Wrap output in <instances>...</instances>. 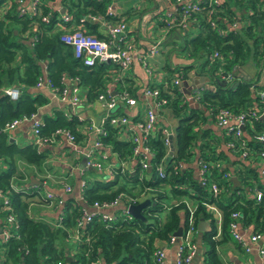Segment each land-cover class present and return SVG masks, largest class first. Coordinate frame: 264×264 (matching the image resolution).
Segmentation results:
<instances>
[{"label": "trees", "instance_id": "1", "mask_svg": "<svg viewBox=\"0 0 264 264\" xmlns=\"http://www.w3.org/2000/svg\"><path fill=\"white\" fill-rule=\"evenodd\" d=\"M48 1L40 0L39 13L28 15L18 13L20 0H0V89L6 86L19 89L13 99L0 91V191L6 198V202L0 200V231L6 229L9 233L7 237L0 234V264H153L154 241H167L179 225L182 231L187 227L185 199L195 206L194 225L199 220H207L209 224L201 235V241L207 244L203 264H219L215 246L232 236L229 227L232 221L248 229L249 235L256 232L262 235L264 182L251 161L257 151L264 148V142L255 138L258 134L264 135V117L246 115L244 118L243 137L251 157L239 160L238 167L233 169L237 184L232 183L227 166L221 163L228 158L216 149L217 138L208 125L215 123V112L219 108L247 112L262 104L249 88V84L258 79L257 70L264 61L260 0H220L209 5L205 0H190L197 9L190 12L187 23L195 30L187 25L167 29L169 33L177 28L174 34L181 38L178 46L190 61L173 65L165 61L161 66L165 73L162 79L144 86L157 91V98L164 100L161 106L175 118L170 145L164 141L166 135L161 128L147 133L142 144L151 154L147 158L148 166L142 168L140 154H133L131 131L120 137V127L126 125H112L107 116L102 124L104 133L96 135L100 148L108 146L118 162L133 158L131 166L114 164L111 177L84 178L80 187L83 205L65 198L52 222L27 214L25 194L12 186L14 178L23 176L16 161L20 159L38 167L45 155L33 143L18 144L9 140L3 128L12 119L36 114L38 106L48 101L45 94L33 90L37 79L45 77L55 92L64 87L65 80L75 79L84 89L86 102H93L102 92L109 95L107 83H112L118 93L125 92L135 99L144 88L133 86L131 72H122L116 62L95 60L92 64H83L73 55L71 46L59 39L70 25L103 37L98 24L84 17L100 16L111 22L125 20L126 16L107 12L110 0H60L69 15L68 20H62L60 11L52 9ZM135 10L130 7L125 13L131 15ZM176 12L179 14L180 7ZM42 16H47L46 20ZM156 20V25L165 26L162 16ZM232 21H238V27H230ZM214 51L221 58L211 57ZM248 64L256 73L251 77L239 75L238 69ZM190 70L207 76L196 99L198 107H190L178 84L172 81L175 75L187 77ZM218 71L229 72L230 79H220ZM125 105L124 101H118L109 114L127 116ZM140 115L141 112L136 111L130 120H137ZM80 123L82 120L76 115L66 116L61 109H54L52 114L40 116L38 131L40 136H50L56 128H64L73 134L77 143ZM226 139L223 134L224 143ZM166 156H169L167 162ZM194 157L196 161L219 162L209 166L210 178L221 189L216 197L199 183L187 164ZM158 166L162 167L161 174ZM255 189L260 190L257 199L253 195ZM141 193L149 199L141 209L143 218H128L119 208L113 211L111 219L94 214L83 225L78 223L83 206L115 199L129 204L141 200ZM206 202L215 204L220 211L218 235H215V218L205 207ZM233 211L238 212L236 218L231 216ZM8 213L14 217L11 225L4 221ZM74 231L78 233L77 239H72ZM234 239L238 245L245 243L243 238ZM66 256L70 257L69 261L65 260Z\"/></svg>", "mask_w": 264, "mask_h": 264}, {"label": "crops", "instance_id": "2", "mask_svg": "<svg viewBox=\"0 0 264 264\" xmlns=\"http://www.w3.org/2000/svg\"><path fill=\"white\" fill-rule=\"evenodd\" d=\"M28 2V0H24ZM128 0H110L109 8L113 14L119 17L125 18L127 30L126 39H132L135 42V58L131 65L122 70L126 72L129 70L132 74L133 86L143 88L147 83L160 81L165 74L161 69L162 64L167 61L170 65L187 63L190 58H186L181 48L178 46L181 38L177 37L174 33L177 32V28L167 33L165 27L158 26L155 24V20L161 17V12L164 10L165 16L166 12L171 10L174 6V1L172 0H135L131 1L130 4ZM48 5L52 9H58L62 11V5L60 0H49ZM133 7L136 10L131 15H127L125 11ZM145 16L142 20L141 17ZM168 19V17H167ZM97 23V22H96ZM97 29L101 35H103V28L97 23ZM158 30L151 33V28H156ZM187 27L192 31L190 23H187ZM152 38V39H151ZM159 38L158 50L156 54L149 55L148 47L150 44ZM144 56L145 61L149 67V71L146 70L144 65L138 59ZM255 69L251 64L238 69L239 75L246 77H251L254 75ZM202 76L201 87L206 83L207 76L194 72L190 70L187 77L180 79L178 86L180 87L183 94L185 92H190L196 88V84L200 82L199 78L195 75ZM196 78V80H195ZM183 82V83H182ZM65 84L69 89L72 82L65 80ZM107 88L109 92L113 95L119 94L117 90L114 89L112 83H107ZM33 90L39 91L45 94L48 101L40 106H38L35 117L38 119L44 113L52 114L54 109H61L66 116L74 114L79 120H82L77 127L80 133L79 141L76 144V148H72L69 143L66 142L63 136L59 135L57 139L52 140L50 143H45L43 145L37 146V149L44 152V159L38 167L27 164L23 160H17V166L22 172L23 176L21 178H14L12 180V186L14 188H19L25 194V200L27 202V214L36 219H44L52 222L60 210L61 204L58 203L57 199L72 198L76 202L81 199L80 196V183L84 180L98 176V177H111L106 173L104 169L99 170L93 166H85V161L81 162L84 152L92 147L93 140L95 137V126L98 125L101 117L104 114V107L100 104L98 100L93 102H86L84 100V89L79 87V102L72 104L69 101L60 99L57 94L52 92L47 85H42L41 87H34ZM187 100V99H186ZM151 105V98L148 96H143L140 92L139 96L135 99V103L132 105H125L127 117L130 120L131 116L138 111L141 112L140 117L144 113V109L147 105ZM165 108L160 105L156 111V119L153 131L158 128L166 129L168 135H173V128H169L168 120L166 118ZM167 111V110H165ZM139 117V118H140ZM174 125V124H173ZM217 138L218 143L217 150H221L228 158V161H221L222 164L226 165L230 176L233 174V169H236L239 165V160L241 159L233 154L231 150L226 147L223 142V132L215 125V123L208 124ZM130 126V123H129ZM126 131H132L137 134V131L132 127L127 126L120 127L119 136H126ZM8 136L18 144L33 143V134L31 131V121L22 120L17 123L8 131ZM169 138V137H168ZM169 145V143H168ZM216 147V145H215ZM105 154V157L101 155ZM85 157V156H84ZM92 158L95 161H99L101 165H114L116 164L117 158L114 153H111L108 146L96 149L92 153ZM133 158L130 160H125L124 164L131 166ZM191 166L193 174L197 177V163L194 159L187 163ZM90 172H88V171ZM67 184L70 186L69 191H64L63 186ZM51 194V198H45L46 193ZM184 199V198H183ZM186 200V199H185ZM122 203H118L116 206L103 209L104 213H111L116 209L121 207ZM0 216V221H1ZM215 222H219L215 216ZM206 224V229L209 228L207 220H203ZM237 232L241 235L244 242L248 244V250L243 249L241 245L236 243L233 235L226 237L215 246L216 255L219 259V264H264V255L258 253V248L264 246V233L259 239L255 241L249 240V230L242 229L237 225ZM197 233V232H196ZM196 233L194 235V243L196 247ZM73 239V237H72ZM177 240L172 242L164 240H155L154 245L161 248L163 251V261L165 264H173L176 252ZM201 243V251L199 256H193L190 263L187 264H203L204 251L207 248V244ZM195 251V250H194Z\"/></svg>", "mask_w": 264, "mask_h": 264}, {"label": "built area", "instance_id": "3", "mask_svg": "<svg viewBox=\"0 0 264 264\" xmlns=\"http://www.w3.org/2000/svg\"><path fill=\"white\" fill-rule=\"evenodd\" d=\"M40 0H28V2H24V0H20L18 4V13H26L28 15H35L39 13V4ZM174 1V6L171 10L166 12V15L168 17H162L165 21V30L172 26H180L185 27L187 25V21L190 17V12L197 9V6L195 2H191L190 0H172ZM207 4L211 3H217L220 0H205ZM178 7H180L179 14L176 12ZM63 10L60 12V18L62 20H68L69 15L67 12L64 11V7H62ZM259 8L263 15L264 20V0H260ZM107 12H110L109 4L107 6ZM178 15L177 18H175ZM47 16H42L43 20H46ZM84 18L89 19L93 22H99V24L103 28V37H97L95 34L92 33H86L83 32L82 29L79 26H68L60 35L59 39L63 41L64 43H67L71 46L73 55L75 57H79L83 64L89 65L92 64L95 60L97 61H113L116 62L121 70L127 69L132 61L134 60L136 54H135V42L132 39H126V30L127 25L125 20H119L116 22H111L104 20L100 16H90L87 15ZM161 18V17H160ZM230 27H238L239 22L238 21H232L230 24ZM159 38L154 40L150 46L148 47V53L149 55H153L157 53L158 50V43ZM211 57H217L221 58V56L214 51L211 54ZM138 59L141 61V63L144 65L146 70L149 71V67L147 65V62L145 61V57H139ZM256 71V69H255ZM258 73V79H255L256 85H260V87H255L256 85L251 82L249 84V88L251 91L258 97L261 106H257L256 108L250 109L247 112L239 111V112H233L232 110L222 107L219 108L215 112V125L219 127L223 134L227 137L225 140V145L230 150L235 152L237 156L240 159H245L249 155V151L246 148V140L243 137V123L244 118L246 115H249L250 117H264V61L262 65L260 64ZM218 75L220 79L228 80L230 79L231 75L229 72L222 73L221 71H218ZM256 73V72H255ZM180 77L175 75L173 78V82L176 84H179ZM70 82L72 84L70 85L69 89L67 88L66 84L64 87L59 91L55 92L52 87L48 85V82L46 81L45 77H39L35 83V87H41L42 85H47L50 89H52V92L54 94H57L60 99H63L65 101H69L72 104L79 102V86L76 84L75 79H70ZM201 86H198L194 88L192 91H190L189 95H184L185 99L188 97H192L194 100L197 99L199 95V89ZM2 94L7 95L10 98H16L19 89L15 86H6L0 89ZM106 92H108L109 95H106L105 93H99L96 96V100L100 102V104L104 107V114L101 117L98 125L95 126V137L93 140L92 147L87 149L84 152L85 156V166H93L96 169L102 170L104 169L106 173L109 175H112L111 172V165L104 166L101 165L99 161H95L92 158V153L96 151V149H99L101 147L100 140L96 137L97 134H103V122L108 116V122L112 125H126L128 128H134L137 131V134L134 132H130V138L134 142L133 146V154H140L139 162L141 164L142 168H145L148 166L147 158L150 156V151L148 150V147L146 145L142 144V138L147 135L150 131L153 130L155 125V119H156V111L160 107V105L164 102L162 99L157 98V91L155 89H150L144 87L141 91V94L143 96H148L151 98V105H147L144 109L143 115L138 118L137 120H129L127 116L124 115H112L109 114L110 110L113 109L118 101H124L126 105H132L135 103V98L128 96L125 92L119 93L117 95H113L109 92V89H106ZM30 120L31 121V131L33 134V144L37 147L39 145H43L45 143H50L52 140L55 139V136H63L67 143L70 144L72 148H76V142L74 140V136L72 133H70L67 129L64 128H56L50 136H40L38 131L39 126V119L35 117L34 115H31L28 118H22V119H12L9 122H6L4 125L3 130L9 131L12 127H14L17 123H19L22 120ZM130 123V126H129ZM161 131L166 135L164 137V141L168 142V133L166 129L161 128ZM256 139L260 140L261 142H264V135L258 134L255 136ZM169 143V142H168ZM102 157H105V154L101 155ZM251 157V156H249ZM254 159L251 161L253 164H255L256 168L258 169V173L261 177V180L264 182V148H261L257 151V153L252 158ZM124 161H119V165L124 166ZM197 178L201 185L206 186L208 191L210 192L212 197H216L221 190L220 187L217 185L216 181H213L212 178L209 176V166L212 164L218 165L219 162H207L203 160H197ZM181 165V164H180ZM161 166H158V173L161 174ZM108 178V177H107ZM83 183V180L80 183V187ZM64 191H69L70 186L65 184L63 186ZM254 197L257 199L260 196V190L255 189L253 191ZM45 198H51L50 193H46ZM147 198L145 196V193H141L140 199ZM0 200L2 202H6L5 195H3L0 191ZM186 203V207L188 210L187 214V227L184 231L181 229V234L178 237V243L176 245V252H175V258L173 264H187L191 262L192 255L195 250V243H194V235L197 232V228L193 223V210H194V204L191 202L184 200ZM58 203H62V199H57ZM118 203H122L118 199H115L108 203H96L93 202L89 206H83V211L80 216V220L78 221L79 225H83L85 222L90 220L91 216L94 214H99L102 218L111 219L113 217V212L111 213H104L103 209L116 206ZM127 203H122L120 209L123 211L128 218L132 217L127 212ZM205 207L210 211L213 216H215L217 219L220 220V211L218 207L210 202L204 203ZM60 211V210H59ZM59 213V212H58ZM238 215L237 211H233L231 213V216L233 218H236ZM5 223L11 225L13 224L14 217L12 214L8 213L4 217ZM230 229L232 230V235L236 239L242 238L241 235L237 232V224L232 221L229 225ZM1 235L3 237H7L9 235L8 231L6 229H3L0 231ZM219 234V222H216V234ZM262 235L260 233H253L249 235L250 241H255L256 239H259ZM73 239L78 238V233L73 232L72 234ZM176 240V237L171 234L169 239L167 241L172 242ZM243 249L248 250V244L243 243L241 245ZM258 253L260 255H264V246H260L258 248ZM152 261L153 264H165L163 261V251L161 248L155 246L154 250L152 251Z\"/></svg>", "mask_w": 264, "mask_h": 264}, {"label": "water", "instance_id": "4", "mask_svg": "<svg viewBox=\"0 0 264 264\" xmlns=\"http://www.w3.org/2000/svg\"><path fill=\"white\" fill-rule=\"evenodd\" d=\"M63 10V8H62ZM144 15L141 17V19L143 20L144 19ZM193 75H195L193 73ZM195 77L199 78L200 82L196 84V86H200L201 85V81H202V76H199V75H195ZM205 79H207L205 77ZM196 80V78H195ZM183 83V82H182ZM189 92H185L184 95H189L188 94ZM187 103L190 107H198V102L196 100H194L192 97H188L187 98ZM169 139L171 137V134L168 135ZM9 140H12L10 137H9ZM170 145V144H169ZM169 159V156H166L165 157V162H167ZM82 161L81 162H84L85 161V157L82 156ZM230 179L232 181L233 184H237L238 183V180L237 178L235 177V175H231L230 176ZM78 203L82 204L83 205V202H82V199H80L78 201ZM149 203V199L148 198H144L142 200H139L137 202H131L127 205V212L132 216V217H137V218H143L142 214H141V209L147 205ZM206 223L203 221V220H199L197 225H196V228H197V233H196V247H195V251L193 253V256H199V253L201 251V235H202V232L204 230H206ZM181 225H179L173 232L172 234L176 237V240L178 239V237L180 236L181 234ZM65 260L66 261H69L70 260V257L69 256H66L65 257Z\"/></svg>", "mask_w": 264, "mask_h": 264}, {"label": "rangeland", "instance_id": "5", "mask_svg": "<svg viewBox=\"0 0 264 264\" xmlns=\"http://www.w3.org/2000/svg\"><path fill=\"white\" fill-rule=\"evenodd\" d=\"M128 1H129V4H130L131 1L133 2V1H135V0H128ZM129 4H128V5H129ZM161 16H162L163 18L166 17V16H165V12H164V10L161 12ZM156 21H157V20H156ZM156 21H155V22H156ZM155 27H156V28L153 27V28L150 29V31H151L152 34H154V32L158 30L157 26H155ZM152 37H155V34H154ZM151 39H152V38H151ZM165 110H167V109H165ZM165 110H164V112H165L166 118H167V120H168V122H169V123H168V126H169V128H173V124H174V122H175V118H174L172 115H169V114H168V111H165ZM116 164H118V162H116ZM84 178L87 179V177H84ZM160 216L162 217V213L160 214Z\"/></svg>", "mask_w": 264, "mask_h": 264}]
</instances>
